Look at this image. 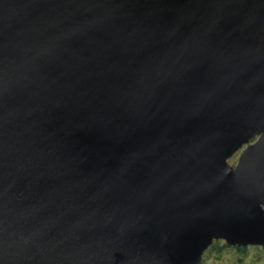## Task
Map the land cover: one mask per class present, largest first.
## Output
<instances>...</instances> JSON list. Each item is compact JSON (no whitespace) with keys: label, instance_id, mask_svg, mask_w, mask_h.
Instances as JSON below:
<instances>
[{"label":"water","instance_id":"95a60500","mask_svg":"<svg viewBox=\"0 0 264 264\" xmlns=\"http://www.w3.org/2000/svg\"><path fill=\"white\" fill-rule=\"evenodd\" d=\"M214 238L264 245V0H0V264Z\"/></svg>","mask_w":264,"mask_h":264},{"label":"rangeland","instance_id":"374dc122","mask_svg":"<svg viewBox=\"0 0 264 264\" xmlns=\"http://www.w3.org/2000/svg\"><path fill=\"white\" fill-rule=\"evenodd\" d=\"M256 136L250 138L249 142L255 140ZM246 143L238 147L228 158L227 161L234 165ZM223 238H214L211 243L203 250L198 264H264V245L246 244L245 250L237 248L236 244H228L219 248L224 243ZM226 243V242H225Z\"/></svg>","mask_w":264,"mask_h":264},{"label":"trees","instance_id":"16d2710c","mask_svg":"<svg viewBox=\"0 0 264 264\" xmlns=\"http://www.w3.org/2000/svg\"><path fill=\"white\" fill-rule=\"evenodd\" d=\"M228 244L227 243H222L219 248L221 247H224V246H227ZM237 248H239L240 250H245L246 249V244H236Z\"/></svg>","mask_w":264,"mask_h":264}]
</instances>
